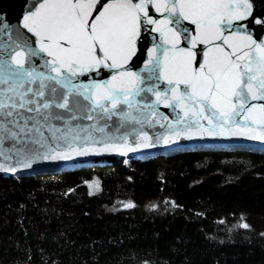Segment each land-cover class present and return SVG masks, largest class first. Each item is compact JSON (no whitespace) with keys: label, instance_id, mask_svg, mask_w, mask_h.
I'll return each instance as SVG.
<instances>
[{"label":"snow or ice","instance_id":"snow-or-ice-1","mask_svg":"<svg viewBox=\"0 0 264 264\" xmlns=\"http://www.w3.org/2000/svg\"><path fill=\"white\" fill-rule=\"evenodd\" d=\"M253 7L250 0H33L22 16L26 31L14 37L3 24L0 171L180 140L264 142V38L237 26L254 17ZM254 22L264 28V16Z\"/></svg>","mask_w":264,"mask_h":264},{"label":"trees","instance_id":"trees-1","mask_svg":"<svg viewBox=\"0 0 264 264\" xmlns=\"http://www.w3.org/2000/svg\"><path fill=\"white\" fill-rule=\"evenodd\" d=\"M104 159L0 175V264H264V153Z\"/></svg>","mask_w":264,"mask_h":264},{"label":"water","instance_id":"water-1","mask_svg":"<svg viewBox=\"0 0 264 264\" xmlns=\"http://www.w3.org/2000/svg\"><path fill=\"white\" fill-rule=\"evenodd\" d=\"M253 3V13L254 17H250L248 21L237 22V26H245L250 34L254 38L260 39L264 38V28L261 25H257L254 22L255 18H260L264 16V0H250ZM33 0H0V16L3 17L2 22H0V41L7 39V35L4 32L3 24L7 23L9 25V30L15 37L16 32L26 31L21 27L22 16L25 14L26 10L31 7ZM155 18H159V14L151 13ZM249 21H252L249 23ZM241 30H244L242 27ZM30 35V34H29ZM153 36L156 34H152ZM151 36L145 42V48L151 46ZM146 58V52L141 60L136 63V69L138 70L143 66V59ZM163 87V86H162ZM160 111L165 112V114L173 115L170 110L160 108ZM150 133L155 131H161L158 127L155 130L149 129ZM249 149L256 152L264 153V142L252 141L244 138H205L196 140H180L175 144L161 145L155 148L142 149L139 152L128 153L127 155H103V156H85L77 157L74 160L68 161H39L34 163L31 169H21L17 173L3 172L0 171V175H12V176H28L36 174H47V173H59L62 171H73L79 168H85L93 166L96 164L104 163L106 161L104 158L112 157L113 160L116 159H129L132 157L139 159H147L154 157L156 155H170L178 152L185 151H196L203 149ZM155 154V155H154ZM3 162V161H0Z\"/></svg>","mask_w":264,"mask_h":264},{"label":"rangeland","instance_id":"rangeland-1","mask_svg":"<svg viewBox=\"0 0 264 264\" xmlns=\"http://www.w3.org/2000/svg\"><path fill=\"white\" fill-rule=\"evenodd\" d=\"M227 149H232V148H227ZM254 152H256V151H254ZM128 160V159H127Z\"/></svg>","mask_w":264,"mask_h":264},{"label":"bare ground","instance_id":"bare-ground-1","mask_svg":"<svg viewBox=\"0 0 264 264\" xmlns=\"http://www.w3.org/2000/svg\"><path fill=\"white\" fill-rule=\"evenodd\" d=\"M155 155V154H154Z\"/></svg>","mask_w":264,"mask_h":264}]
</instances>
